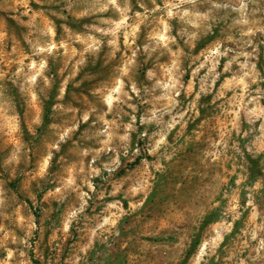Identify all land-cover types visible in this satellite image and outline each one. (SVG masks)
Here are the masks:
<instances>
[{"label": "clouds", "instance_id": "obj_1", "mask_svg": "<svg viewBox=\"0 0 264 264\" xmlns=\"http://www.w3.org/2000/svg\"><path fill=\"white\" fill-rule=\"evenodd\" d=\"M0 11L21 26L0 19V264H111L121 245L130 264H264V181L249 171L264 157V0ZM89 65L100 71L80 78ZM85 81L86 102L64 103ZM172 172L165 214L133 228ZM25 175L21 199L11 185ZM33 208L60 215L49 228Z\"/></svg>", "mask_w": 264, "mask_h": 264}, {"label": "rangeland", "instance_id": "obj_2", "mask_svg": "<svg viewBox=\"0 0 264 264\" xmlns=\"http://www.w3.org/2000/svg\"><path fill=\"white\" fill-rule=\"evenodd\" d=\"M34 7H38L33 5ZM0 19H4L10 30L20 31L21 26L17 23V21L13 20L11 18V15L4 11H0ZM75 27V23H74ZM262 66H264V57H261ZM101 66L98 65L96 68H92L91 65L88 66L87 69L83 70L81 72V77L83 78V72L84 71H91V72H98L100 71ZM94 85L89 83L88 81H85V83L82 85L81 88L76 89L73 87V84L69 85L68 90V96L67 99L64 101V103L67 104H81L86 102V97L90 95V90ZM73 92H75V95H73ZM57 102L56 96L53 95L52 98L48 101L49 104V116L48 119H51V106ZM199 127V124L193 125V128ZM2 151V149H0ZM189 152L194 151L193 148L188 149ZM249 171L251 173L250 179L252 183H255L257 180L264 181V157H261L257 160H251L249 162ZM134 170L136 169V166H132ZM11 175V174H9ZM179 179V176L176 172H172L167 176L160 178V186L157 192L153 193V196L149 199L148 205L145 207V213L144 218L141 219L140 217H133L129 219L127 222L137 230L143 229L147 231L150 228L151 220L153 218L154 212H159L161 216L165 214V203L167 200H169L171 197L169 195L170 187L175 186V182ZM13 188L17 189L19 193H21V199L25 198V195L30 191V188H33L35 185L34 183L29 182L27 176L23 177H17L12 181ZM45 193H37V198L40 200H43ZM28 204L31 205V199L30 197L27 200ZM34 215L37 217V222L39 223L41 220L45 222L46 227L50 228V225L52 221L57 220L60 213H54L51 217V220L47 218V213L43 212L41 208H33ZM217 212L213 211L211 214L207 217L205 223L209 226H211V222L215 219L217 216ZM162 222V221H161ZM207 228L201 229V236L197 237V242L202 238L203 234L207 231ZM52 236V232L49 230L45 233V243L50 241ZM79 240V237H77V241ZM74 243V241L69 240V244ZM121 251L114 253L113 258H111V264H130L133 253H129L124 251V245L120 246ZM44 253L47 254L50 251V248L43 249ZM68 250L65 249V256L67 257ZM36 264H39L37 261Z\"/></svg>", "mask_w": 264, "mask_h": 264}]
</instances>
